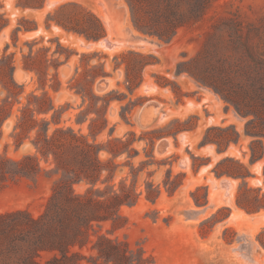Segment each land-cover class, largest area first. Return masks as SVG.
Masks as SVG:
<instances>
[{"label": "rangeland", "instance_id": "1", "mask_svg": "<svg viewBox=\"0 0 264 264\" xmlns=\"http://www.w3.org/2000/svg\"><path fill=\"white\" fill-rule=\"evenodd\" d=\"M172 2L181 10L192 9L198 17L163 39L134 26L126 0H0V14L7 22L0 31V54L6 50L13 56L14 77L24 84L25 101L38 83L35 73L24 69L23 56L31 45L33 52L49 47L44 64L49 65L48 83L57 73L59 88L47 89L61 111L59 126L71 127L92 142L89 124L96 119L102 130L95 143L106 144L112 137L134 139L128 147L133 157L124 153L113 160L118 166L112 182L135 183L141 194L134 204L120 207L118 227L104 223L96 228L100 234L141 251L149 264H264V247L257 241L264 230V208L249 213L236 203L238 195L248 203L256 192L260 197L264 194V135L246 133L264 134V121L250 122L253 114L239 112L206 83L216 82L234 98L239 88L264 93V0ZM65 3L74 5L68 11H88L98 18L104 36L88 40L54 22L47 26V14ZM147 4L144 0L145 8ZM148 14H141L142 25L164 28ZM22 19L24 25L36 23L37 28L15 34ZM57 43L65 52L59 57L51 55ZM56 57L62 61L57 69L51 62ZM85 71L90 73L88 80L92 74L99 75L93 82H84ZM138 81L131 90L129 86ZM80 88L89 96L83 97ZM239 104L245 111L243 99ZM18 107L16 103L2 125L0 153L13 159L36 153L41 170L34 177L0 182V215L21 211L37 217L58 174L51 170L52 157L46 160L36 152L31 143L34 133L15 149L11 134ZM51 114L40 116L49 119ZM54 127L51 124L50 132ZM61 151L64 158L70 154L66 146ZM252 154L257 158L251 160ZM109 157L100 151L101 161ZM142 162L145 166L140 169ZM132 169L140 170L134 176ZM223 171L246 177L220 174ZM176 179L182 183L170 194L166 188ZM147 182L159 184L161 192L154 202L146 198ZM86 186L83 182L74 187L82 192ZM81 252L93 255L86 248ZM48 257L44 254L40 260Z\"/></svg>", "mask_w": 264, "mask_h": 264}, {"label": "trees", "instance_id": "2", "mask_svg": "<svg viewBox=\"0 0 264 264\" xmlns=\"http://www.w3.org/2000/svg\"><path fill=\"white\" fill-rule=\"evenodd\" d=\"M126 1L134 26L145 33L156 34L163 39H169L177 27L198 17V14L190 8L186 11L177 8V4L174 5L172 0H147L148 8L143 6L144 0ZM70 6L74 5L65 3L52 13H48L45 19L46 25L49 26L51 22H54L66 31L83 35L88 40H98L104 36L105 31L98 18L88 11L78 9L68 11ZM147 12L155 23L165 25L164 28L157 29L152 24L142 25L141 14L145 15ZM23 21L26 20L22 19L15 27V34L37 28L36 23L28 26L24 25ZM6 25V19L0 14V31ZM63 49V46L57 43L51 55L59 57L65 53ZM5 51L0 54V95H3L0 98V136L2 125L11 117L14 105L19 104L11 134L14 138L15 149L20 147L25 138L34 133L31 139L32 145L36 152L46 160L49 156L52 157L54 167L51 170L58 174V178L54 181L43 212L39 216L33 217L21 211L0 215V264H149L141 251L134 252L127 244L100 234L96 229L107 222L112 227H118L117 222L121 217L120 207L125 204H134L141 194L136 191L135 183L127 185L125 180H120L116 185L112 182L118 166L113 160L124 153H127L128 157H133L134 154L128 150V147L134 139L112 137L106 141V144L95 143L96 135L102 130L100 126L102 123L96 126V119H92L89 124V135L93 137L92 142L86 135L76 133L71 127L63 129L59 126L61 111L54 107L47 89L49 87L57 91L59 88L57 73L51 75L49 78L51 82L48 83L49 65L44 64L47 61L49 47L43 52H33L31 45L29 53L23 56L24 69L33 71L38 83L35 90L26 94L25 101H22L24 84L18 83L14 77L13 56L5 54ZM136 55L141 58L145 57L140 54ZM58 57L51 58L55 69L62 64ZM69 57L70 55L65 54L66 59ZM147 63V61L142 62L138 69L143 68ZM88 75H90L89 71H85L82 81L93 82L99 74H92L91 80L86 78ZM127 77V80L131 81L129 74ZM139 83L140 81L136 82L134 87L129 86V88L132 90ZM206 83L232 102L239 112L244 115L253 114L255 117L250 119V122L264 121V93L260 92L263 89L239 88L235 90L237 97L234 98L233 95L231 97L227 94L228 90L217 85L216 82ZM36 90H41V93H36ZM84 90L80 88L78 92L83 97L84 95L89 96V92ZM241 99L244 101L245 111H241L239 104ZM50 111L52 114L49 119L40 116ZM51 124L55 127L50 132ZM246 131L254 136L264 135L259 131ZM131 135H133L132 132ZM62 137L66 140L65 143L62 142ZM65 146L70 151L66 158L61 153ZM100 151H106L110 157L101 161ZM256 158L252 154L251 160ZM143 166L145 164L142 162L140 169ZM40 170L41 166L36 153L23 155L20 159H13L5 153H0V182L18 177H34ZM104 171L107 174L101 178ZM137 171L132 169L131 173L136 176ZM224 173L234 177H246L244 173L233 171H223L220 174ZM178 176L179 174L175 178ZM83 182L87 186L82 192L77 191L74 186ZM181 183L176 179L166 189L172 194ZM146 184V198L154 202L161 192L159 184L156 186L151 182ZM165 185H167L166 182ZM243 186L246 188L245 182ZM246 190L248 192L250 189ZM258 194L256 192L252 201L248 203L241 202L238 195L236 203L249 213L258 212L264 208V194L261 197ZM92 235H95V239H92ZM263 236L264 230L257 235V241L262 247H264ZM83 248L92 251L93 255H84L81 252ZM44 254H49V257L41 261L40 258Z\"/></svg>", "mask_w": 264, "mask_h": 264}, {"label": "bare ground", "instance_id": "3", "mask_svg": "<svg viewBox=\"0 0 264 264\" xmlns=\"http://www.w3.org/2000/svg\"><path fill=\"white\" fill-rule=\"evenodd\" d=\"M110 26V25H109ZM218 183H221V182H218Z\"/></svg>", "mask_w": 264, "mask_h": 264}]
</instances>
